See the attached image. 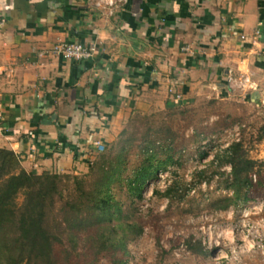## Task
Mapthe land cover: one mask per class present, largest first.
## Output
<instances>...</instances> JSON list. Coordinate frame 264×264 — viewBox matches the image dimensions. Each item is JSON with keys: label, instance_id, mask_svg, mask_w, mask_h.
Instances as JSON below:
<instances>
[{"label": "crops", "instance_id": "0c3cea01", "mask_svg": "<svg viewBox=\"0 0 264 264\" xmlns=\"http://www.w3.org/2000/svg\"><path fill=\"white\" fill-rule=\"evenodd\" d=\"M97 1L0 3V147L26 170L85 171L95 142H112L134 112L235 98L264 114V0ZM59 41L98 49L40 53ZM243 258L264 264L258 251Z\"/></svg>", "mask_w": 264, "mask_h": 264}, {"label": "rangeland", "instance_id": "374dc122", "mask_svg": "<svg viewBox=\"0 0 264 264\" xmlns=\"http://www.w3.org/2000/svg\"><path fill=\"white\" fill-rule=\"evenodd\" d=\"M259 110L248 101L233 98L132 113L104 151L113 163L118 154H125V163L118 170L121 179L110 184L113 213L101 218L91 215L85 195L89 188L78 191L71 179H63L65 198L81 210L73 229L74 211L61 210L58 202L50 213L49 224L59 238L53 245L52 263L210 264L213 242L221 239L220 247L231 238V230L242 219L240 207L264 199V114ZM232 142L241 143L244 155L256 161L254 171L263 183L250 188L248 199L239 198L236 205L220 209L234 197L229 187L230 164L222 162L221 156ZM147 147L156 151L157 159L165 162L168 155L171 159L156 172L160 178L143 186L138 199L130 194L126 180L144 162ZM28 171L36 170L29 167ZM167 186H174L171 197L163 195ZM22 200L19 193L16 202ZM257 218L256 214L250 216ZM118 223L140 224L141 232L137 236L132 228L123 232ZM114 229L124 234V247L121 242L104 244L113 237ZM197 241L206 255L194 250L199 249ZM9 256L23 258L20 264H36L24 249L9 250Z\"/></svg>", "mask_w": 264, "mask_h": 264}, {"label": "trees", "instance_id": "16d2710c", "mask_svg": "<svg viewBox=\"0 0 264 264\" xmlns=\"http://www.w3.org/2000/svg\"><path fill=\"white\" fill-rule=\"evenodd\" d=\"M106 146L105 144L101 150L96 148L91 150L92 157L87 161L86 174L82 175L50 170L28 171L22 167L20 156L16 152L0 147V264H20L23 258L14 260L15 258L9 256V250L16 249L26 250L30 256L28 259H34L36 264H53V245L59 238L49 224L50 213L58 202L61 203V210L74 211V218L71 222V229H73L77 226L75 223L80 217L79 210H81L76 209V205L65 198L66 189L62 183L63 179H71L74 188L78 191L85 192L84 189L89 188L85 195L88 201L87 208L91 215L101 218V216L113 213L110 184L120 181L118 170L119 165L125 163V158H123L125 154H118L113 163L104 154ZM240 148L241 143L232 142L221 153L222 162L230 164L229 187L232 188L234 197L228 204H223L220 209L236 205L239 198L243 201L248 199L250 188L263 183L257 171H254L256 161L246 157ZM144 153V162L126 180L130 194L138 199L141 198L143 186L154 177L157 178L156 172L166 168L171 159L169 155L165 162L157 159L156 151L149 147ZM253 173L256 174L255 181L252 180ZM91 175H96V177L89 180L88 177ZM173 188L174 186H167L163 195L171 197ZM19 193L23 195L21 203L16 202ZM116 226L120 227L122 224L118 223ZM129 228L133 229L135 236L141 232L140 224L136 223L122 226V231ZM123 235H119L118 229H114L113 237L109 240L105 239L104 244L121 242L120 247H124ZM197 244L199 249L194 250L206 255V251L198 241Z\"/></svg>", "mask_w": 264, "mask_h": 264}, {"label": "built area", "instance_id": "2783aa9c", "mask_svg": "<svg viewBox=\"0 0 264 264\" xmlns=\"http://www.w3.org/2000/svg\"><path fill=\"white\" fill-rule=\"evenodd\" d=\"M125 2L127 0H98L97 5L104 4L109 7H114L117 4H124ZM1 25L2 20H0V27ZM254 33L257 34L258 30L256 29ZM97 49L95 42L83 44L80 42L59 41L54 43L49 49L42 50L40 53H49L50 55L64 59L84 60L92 58L97 52ZM227 81L229 84L238 85L240 88L254 86L252 82H249L247 77L236 79L228 76ZM103 146L104 144L101 142H95V148L97 150H101ZM157 177L160 178V173H158ZM252 180H256L255 173L252 174ZM239 211L241 212L242 219L233 227L234 232L231 230V238L226 241V244L223 242L220 247H217L221 239H216L213 242L210 236H208V243L213 242L215 245L214 251L212 250L213 252L211 253L212 262L210 264H245L244 254L252 251L264 253V199L249 201L243 204ZM253 214L258 215L256 220L250 219V216Z\"/></svg>", "mask_w": 264, "mask_h": 264}, {"label": "clouds", "instance_id": "9594fccd", "mask_svg": "<svg viewBox=\"0 0 264 264\" xmlns=\"http://www.w3.org/2000/svg\"><path fill=\"white\" fill-rule=\"evenodd\" d=\"M0 3H2V0H0Z\"/></svg>", "mask_w": 264, "mask_h": 264}]
</instances>
